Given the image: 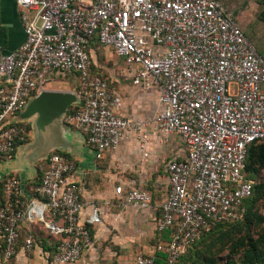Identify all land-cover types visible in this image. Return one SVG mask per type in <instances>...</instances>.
<instances>
[{
	"label": "built area",
	"instance_id": "2783aa9c",
	"mask_svg": "<svg viewBox=\"0 0 264 264\" xmlns=\"http://www.w3.org/2000/svg\"><path fill=\"white\" fill-rule=\"evenodd\" d=\"M25 40L14 52L0 45V159L11 160L28 130L14 123L28 102L55 77L74 76L77 110L63 122L85 136L95 160L118 149L133 134L140 147L153 129L161 144L179 138L185 156L166 166L169 190L158 230L169 231L156 253L176 264L217 224L241 222L253 182L245 174L250 146L264 140V58L220 0H16ZM96 39L131 70V85L155 90L158 110L148 119L119 116L121 99L100 74L92 73L89 45ZM146 153L144 157H146ZM34 196L24 198L18 178L2 184L0 255L9 262L21 247L32 252V231L22 240V223L41 225L60 237L52 264H75L93 246L82 222L81 187L72 181L76 164L65 154L49 155ZM115 193L124 208L148 209L142 189ZM140 255L135 264H157ZM264 264V263H263Z\"/></svg>",
	"mask_w": 264,
	"mask_h": 264
},
{
	"label": "crops",
	"instance_id": "0c3cea01",
	"mask_svg": "<svg viewBox=\"0 0 264 264\" xmlns=\"http://www.w3.org/2000/svg\"><path fill=\"white\" fill-rule=\"evenodd\" d=\"M24 40L23 23L16 0H0V45L5 52H14ZM68 77H73V80H65L69 85L67 89H46V91L74 92L78 84L76 77H55L54 81ZM130 77L128 84L133 87ZM110 87L122 102L121 108L116 111L119 116L145 120L158 110V95L155 90L143 91L133 87L143 96L154 98L155 110L149 113L148 101H144L143 108L136 105L129 106L122 93L111 84ZM74 106H70L69 109ZM140 109L143 113L137 117ZM38 117L34 115L24 122L29 128L27 140L17 147L12 160L0 159V203L5 199L2 184L9 177L20 180L24 198L34 196V187L45 165V161L38 159V148H43L44 144L37 145L33 129ZM48 130V135L55 133V143L49 154L63 153L76 164V173L71 179L81 187V200L84 205L82 222H85L94 208L99 211L100 223L89 226L93 246L75 264H135L136 257L140 255L163 256L156 253V247L160 243H167L170 239L169 231L158 230V222L162 216L161 205L169 190L166 166L171 160L182 159L185 156V148L183 153L178 151L171 154L172 157L164 165L162 174L160 160L166 150L159 143L153 129L149 131V141L144 149L140 147L139 141L133 134H128L117 150L104 154L101 160H95L93 152L85 145L84 134L82 135L78 130L68 129L58 123L51 125ZM173 138L175 136L170 139ZM180 142L182 143L181 140ZM145 153L146 157H144ZM117 187L123 188L124 192L131 189L147 191L152 198L151 207L142 210L124 208L121 198L115 193ZM30 231L35 237L33 251L25 252L20 240L13 259L5 262L0 255V264H52L51 256L61 238L47 233L41 225L30 227L22 223L19 229L21 239L23 240Z\"/></svg>",
	"mask_w": 264,
	"mask_h": 264
},
{
	"label": "rangeland",
	"instance_id": "374dc122",
	"mask_svg": "<svg viewBox=\"0 0 264 264\" xmlns=\"http://www.w3.org/2000/svg\"><path fill=\"white\" fill-rule=\"evenodd\" d=\"M220 2L228 11L233 12L236 21L256 50L264 54V0H220ZM91 54L93 70L121 92L129 106L142 107L144 101H148V112L155 110L154 98L143 96L128 84L131 72L122 59L100 46H94ZM65 80L71 81L73 77L52 81L45 86V89H67L69 85ZM141 113H143L142 109L137 117H140ZM161 145L166 150L160 160L163 174L164 165L172 157L171 154L178 151L183 153L184 147L177 137ZM255 161L251 172H248L249 178L257 187H254L255 199L248 219L242 224L225 227L197 243L178 264H242L247 257L264 258V160L258 155Z\"/></svg>",
	"mask_w": 264,
	"mask_h": 264
},
{
	"label": "water",
	"instance_id": "95a60500",
	"mask_svg": "<svg viewBox=\"0 0 264 264\" xmlns=\"http://www.w3.org/2000/svg\"><path fill=\"white\" fill-rule=\"evenodd\" d=\"M77 104H79V98L74 92H52L44 90L32 98L24 110L13 119L14 123H24L34 115L39 116L33 125V129L37 145L41 146L42 143L44 144L43 148H38V159L40 161H46L48 159L50 155L49 151L54 146L53 143H55V133L54 135H48V129L51 125L57 123L71 129L69 125L63 122V118L67 114L69 107ZM83 138L85 142V137Z\"/></svg>",
	"mask_w": 264,
	"mask_h": 264
},
{
	"label": "trees",
	"instance_id": "16d2710c",
	"mask_svg": "<svg viewBox=\"0 0 264 264\" xmlns=\"http://www.w3.org/2000/svg\"><path fill=\"white\" fill-rule=\"evenodd\" d=\"M245 34V33H244ZM246 36V35H245ZM247 37V36H246ZM248 38V37H247ZM248 40L250 41V39L248 38ZM251 42V41H250ZM94 46H100L99 43L97 42V40L94 38L91 40V43L89 45V49H90V55H91V58H92V54H91V49L94 47ZM101 47V46H100ZM263 58H264V54H262L261 52L257 51ZM94 63L92 61V73L93 74H99L97 72H95L94 70ZM78 106H74V107H71L69 109V112H72V111H75L77 110ZM26 126L27 130L29 131V128L26 124H23ZM26 140H27V137H26ZM258 155H260V158L262 160H264V140H260V141H256L254 142L249 150H248V156H247V161H246V168H245V174L246 176L249 178V174L248 172H251V168L252 166L255 164V160L257 159ZM67 156V155H66ZM69 159H71L69 156H67ZM72 160V159H71ZM46 168V162H45V165H44V170ZM44 170L41 172V176L39 178V181L37 182L36 186L40 183L41 181V178H42V175H43V172ZM250 179V178H249ZM253 185V190H252V195L250 198L246 199L244 202H243V206L245 207L246 209V214H245V217L244 219L241 221V222H237V223H227V224H217L216 226H214V228L207 234H205L204 236L201 237V239L199 241H197L193 246H195L197 243L213 236L214 234H216L217 232L223 230V228L225 227H229V226H236V225H239V224H242L244 223L247 219H248V215H249V212H250V209L251 207L253 206V203H254V197H255V187ZM35 188V187H34ZM192 246V247H193ZM191 247V248H192ZM190 248V249H191ZM189 249V250H190ZM188 250V251H189ZM187 251V252H188ZM186 252V253H187ZM186 255V254H185ZM183 255L176 264H178L180 262L181 259H183V257L185 256ZM160 259L157 260V264H162V258L163 256H160L159 257ZM264 263V258L262 259L260 256L258 257H255L254 259L252 257H247L243 262L242 264H263Z\"/></svg>",
	"mask_w": 264,
	"mask_h": 264
}]
</instances>
